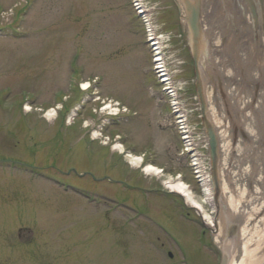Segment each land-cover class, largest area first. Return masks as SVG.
Wrapping results in <instances>:
<instances>
[{
	"label": "rangeland",
	"instance_id": "1",
	"mask_svg": "<svg viewBox=\"0 0 264 264\" xmlns=\"http://www.w3.org/2000/svg\"><path fill=\"white\" fill-rule=\"evenodd\" d=\"M142 3L157 33L164 32L163 59L191 114L188 128L200 153L199 103L182 36L177 38L181 31L175 9L170 0ZM133 11L131 0H0V27L6 28L0 30V264H169L164 256L170 252L158 258L154 244L141 239L135 228L139 218L134 221L114 213L109 225L103 211L59 186L66 183L71 188L74 173L99 168L103 155L111 165L119 166L124 160L120 168L126 170L124 178L136 181L140 177L142 183L136 182L143 190L150 189L143 197L150 201L145 212L168 222L180 240L173 264L180 262L177 257L183 251L185 264H198L201 257H205L202 264H216L211 249L193 242L195 232L187 241L192 234H184L185 224L177 221L181 219L177 213H167L169 218L160 212L170 208V202L157 195L166 194L169 176L173 179L180 173L192 198L202 204L201 194L190 176L189 162L177 156L181 140L169 125L168 109L150 71L149 52ZM85 80L92 81L87 93L63 101L69 107L63 127L72 125V129L60 132L55 124L43 131L45 136L39 135L43 124L37 121L39 129L35 121L46 106ZM158 92L160 96L155 95ZM91 96L109 104V111L118 102L129 113L122 118V109L118 118L100 114ZM24 101H30L23 106L30 109V115L21 109ZM97 112L101 116L93 114ZM47 121L48 126L53 122ZM88 124H93L90 133L83 130ZM81 135L95 138L94 155L82 152L83 143L75 142ZM51 136L53 140L48 141ZM63 137L69 141L58 144ZM76 144L79 153L74 155ZM126 156L140 158L158 173L147 174L143 167L128 164L130 157ZM96 189L116 198L131 197L122 196L125 189L118 186L109 189L98 184ZM175 200L180 206L184 203L186 208L180 210L192 209L188 200ZM135 202L138 206L144 203L142 198ZM127 224L131 228L124 230ZM167 249L168 244L162 247ZM170 250L174 255V249Z\"/></svg>",
	"mask_w": 264,
	"mask_h": 264
},
{
	"label": "water",
	"instance_id": "2",
	"mask_svg": "<svg viewBox=\"0 0 264 264\" xmlns=\"http://www.w3.org/2000/svg\"><path fill=\"white\" fill-rule=\"evenodd\" d=\"M171 1L209 146L213 225L230 264H264V0Z\"/></svg>",
	"mask_w": 264,
	"mask_h": 264
},
{
	"label": "bare ground",
	"instance_id": "3",
	"mask_svg": "<svg viewBox=\"0 0 264 264\" xmlns=\"http://www.w3.org/2000/svg\"><path fill=\"white\" fill-rule=\"evenodd\" d=\"M171 1V0H170ZM172 3V1H171ZM173 5V3H172ZM174 7V5H173ZM175 9V8H174ZM176 12V11H175ZM176 22L178 23V19L176 17ZM179 24V23H178ZM149 25L147 24V27ZM150 30V29H149ZM141 36L142 39L144 38V33L141 32ZM181 33L179 34V36H177V38H181ZM165 80H169V81H175V79H173V76L170 78L169 76H165L164 77ZM176 85V83H175ZM87 86V83H83L82 88H85ZM194 86V85H193ZM194 92L195 91V87L193 88ZM181 108V105L178 106V109ZM115 111V109H114ZM200 111V110H199ZM181 114L185 117V120L187 123H189L190 119H191V114H189V110L187 109L186 105H184L183 108L180 109ZM48 116L53 115V110H50L47 113ZM180 127V125H179ZM201 127V124H200ZM199 134H202V128L200 129V131H198ZM189 134V133H188ZM187 134V135H188ZM203 139V137H202ZM193 144V143H191ZM194 146V145H192ZM116 149L120 150V152H122V147L117 146ZM185 159L191 163L194 167V169H190L191 172L190 176L192 178V181H194L196 178V181H199V187H200V194H201V202L202 204L199 202V200L196 202L194 200V198H192L189 189L186 187L187 185L183 183L182 179H180L179 175L175 176L173 179L171 176H169L167 178V180L165 181V187L175 193H177L178 195H180L182 198L184 197L186 200H188L190 202V206L197 209L203 216L204 219L208 222L209 227L212 228L211 229V237H209L208 239H206L205 241V245L202 243H196L198 246H203L201 248L205 249V250H212L214 253V250H216V252L218 253V258L215 257V262L217 260H219L218 264H230L227 256L225 254V251L223 249V246L220 242V239L218 237V234L216 232V229L213 225L212 222V218H211V209H210V200H209V191H208V182H207V173H206V164H205V155H197V152L195 150L190 149L189 151L185 152ZM204 154V153H202ZM177 156L179 158H183L182 157V153L178 152ZM130 157V161L132 166H139L140 164V158L137 157H133V156H128ZM143 171L147 174H155L158 173L157 172V168L154 167L153 165H144L143 167ZM214 229V230H213ZM213 230V231H212ZM210 244V245H208ZM207 245V246H206ZM215 249H214V248ZM197 252V250H196ZM196 255L198 256V254L196 253ZM205 261V257L201 259H199V263H203ZM198 263V264H199Z\"/></svg>",
	"mask_w": 264,
	"mask_h": 264
},
{
	"label": "flooded vegetation",
	"instance_id": "4",
	"mask_svg": "<svg viewBox=\"0 0 264 264\" xmlns=\"http://www.w3.org/2000/svg\"><path fill=\"white\" fill-rule=\"evenodd\" d=\"M85 186H89V183L88 182H84L83 183Z\"/></svg>",
	"mask_w": 264,
	"mask_h": 264
}]
</instances>
